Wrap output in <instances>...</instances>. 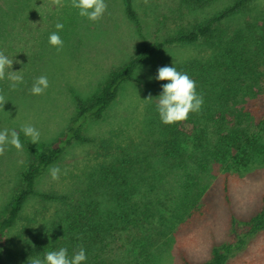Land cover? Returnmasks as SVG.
Segmentation results:
<instances>
[{
	"label": "rangeland",
	"instance_id": "374dc122",
	"mask_svg": "<svg viewBox=\"0 0 264 264\" xmlns=\"http://www.w3.org/2000/svg\"><path fill=\"white\" fill-rule=\"evenodd\" d=\"M235 1L211 0L196 6L181 0H148L147 4L132 0L138 30L126 16L122 0H105L107 10L96 22L79 16L71 0H62L59 7L51 0H0V51L14 60L11 70H22L23 75V82L15 90L7 78L0 80V94L7 101L4 108L0 106V131L16 130L23 145L19 151L9 145L0 156V217L21 186L20 173L31 158L22 136L35 148L49 145L75 115V97L86 99L97 92L110 70L132 56L141 40L151 44L185 33ZM57 22L64 25L58 32L63 40L60 51L49 44L50 34L57 32ZM237 28L255 30L264 48V0L244 2L221 19L206 39L168 46L149 55L136 69L134 80L122 85L102 117L87 121L83 128L86 140L72 142L38 178L35 189L39 193L95 197L102 209L111 207L113 215L119 210L130 213V222L112 220L111 241L100 257L93 258L91 253L88 260L96 264H183L186 259L198 264L210 258L213 244L233 239L232 215L248 218L260 208L264 199V153L245 166H230L225 171L224 162L202 157L211 135L198 134L203 138L197 141L187 121L175 123L182 136L174 149L165 150L164 144L156 143L168 127L156 110V97L162 92L161 86L168 83L154 78L158 68L174 64L189 75L186 63L212 60ZM192 75L194 78V71ZM40 76H47L49 87L33 95L30 89ZM255 85L264 87V77H258ZM263 91L254 90L252 98L241 94L235 98L245 99V104L255 109L257 136L264 147V122H260L264 119ZM149 94L151 101L145 100ZM24 125L40 132L37 144L21 131ZM124 157L126 169L117 177L121 187L109 199L99 195L96 183L101 171L111 168L116 158ZM50 167L60 168L59 180H52ZM89 185L93 187L90 192ZM113 185L117 190L119 185ZM63 209L60 203L31 195L6 232L5 264H27L30 256L43 258L46 251H38L53 244L51 234ZM41 232V237L35 236ZM68 244H56L52 251L67 248L71 257L76 249ZM226 264H264V230Z\"/></svg>",
	"mask_w": 264,
	"mask_h": 264
},
{
	"label": "trees",
	"instance_id": "16d2710c",
	"mask_svg": "<svg viewBox=\"0 0 264 264\" xmlns=\"http://www.w3.org/2000/svg\"><path fill=\"white\" fill-rule=\"evenodd\" d=\"M181 1L186 4L203 6L211 0ZM247 1L249 0H236L205 24L185 33L169 35L161 41L151 44L141 40L132 56L120 66L110 70L97 92L86 99L75 97L77 109L75 115L61 134L49 145L38 149L32 146L24 136L21 137L31 158L20 173L21 186L9 200L5 215L0 217V249H2L0 264H5L6 232L20 217L23 206L31 195H39L46 200L64 205V209L55 221V231L51 234L53 244L44 246L38 252L41 253L42 249L49 251L56 244L63 245V242H69L68 245L72 246L73 250H78L79 247L85 249L87 260L83 264H96L94 260H88V257L91 253L93 258L100 257V252L111 241L114 227L112 220L116 219L123 223L130 222L133 220L130 213L119 210L117 214L113 215L111 207L102 209L100 200L95 197L39 193L35 189L38 178L63 155L72 142L86 140L83 128L87 121L102 117L110 103L116 99L122 85L127 81L134 80L136 69L149 55L168 46L192 44L206 39L216 30L215 27L221 19ZM122 3L126 16L134 22L139 30V21L132 0H122ZM261 38L264 40V30H262ZM259 40L261 39L255 30L246 32L242 28H237L232 32V38L213 55L212 60L196 61L195 64V60H192L186 63L190 78L192 71L196 74L192 79L196 82V92L203 96L204 103L199 113L190 112L185 121L190 125L192 135L197 141L203 138L198 134L207 135L208 133L211 135L208 137V146L203 150L202 157L207 155V160L214 159L219 163L224 162L225 171L230 169V166L235 169L245 166L264 153V147L260 144L257 136L258 120L254 117L255 109L246 105L245 99L236 100L235 98L240 94L244 98H252L254 90H264L263 86L255 85L258 77H264V70L259 68V66L264 67V48L259 44ZM262 93L264 94V91ZM260 122H264V119H261ZM166 130L164 137L156 140V143L164 144L165 150L178 144L179 138L182 136V130L175 123L168 125ZM124 169H126L125 157L116 158L111 168L106 167L101 171L100 176L102 173L103 175L99 176V182L96 183L99 195L104 194L109 199L112 192L118 191L122 181L120 182L117 177L119 172ZM114 182L119 185L116 187L117 190L113 185ZM92 188L89 185L87 191H92ZM240 226L243 229L238 230ZM262 230H264V199L260 208L248 218L232 215L230 231L233 234V239L213 244L210 258L198 264H226L231 257L246 247L255 234ZM35 236L41 237L42 232ZM34 243L38 244L39 242L35 239ZM99 260L100 263L104 261L103 258ZM183 264L192 263L183 259Z\"/></svg>",
	"mask_w": 264,
	"mask_h": 264
},
{
	"label": "clouds",
	"instance_id": "9594fccd",
	"mask_svg": "<svg viewBox=\"0 0 264 264\" xmlns=\"http://www.w3.org/2000/svg\"><path fill=\"white\" fill-rule=\"evenodd\" d=\"M51 3L54 6H63L62 0H51ZM144 3L147 4L148 0H144ZM71 6L79 10V16L86 17L91 22L102 19L108 7L105 0H71ZM55 28L57 32L50 34L49 44L60 51L63 48V40L58 32L64 28V25L57 22ZM13 62V59H10L0 51V80L7 78L11 82L10 88L15 90L23 82V75L21 74L22 70H11ZM15 62L20 63V61ZM154 78L157 81H168V83L161 86L162 92L156 97V110L163 124L171 125L176 122L185 121L188 119L190 112H200L204 99L201 94L196 92V82L187 73L178 71L173 64V66L159 67L157 75ZM48 87L49 81L47 76H40L34 81L30 92L33 95H40ZM152 99L153 97L149 94L145 100L151 101ZM6 102L4 95L0 94V106L4 108ZM21 131L25 136L31 138L33 144L38 143L40 132L34 126L24 125ZM9 145L18 151L23 148L19 133L14 129L0 131V156L5 153ZM60 171L59 167L49 168L52 180H59ZM86 260L87 255L83 247H79L78 250L74 251L71 257L68 255L67 248H60L57 251H46L43 258L30 256L27 264H83Z\"/></svg>",
	"mask_w": 264,
	"mask_h": 264
}]
</instances>
